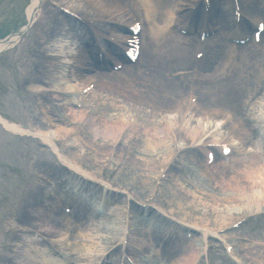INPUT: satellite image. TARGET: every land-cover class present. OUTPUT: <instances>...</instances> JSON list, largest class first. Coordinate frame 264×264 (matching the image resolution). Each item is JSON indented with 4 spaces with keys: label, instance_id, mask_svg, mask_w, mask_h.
Segmentation results:
<instances>
[{
    "label": "rangeland",
    "instance_id": "rangeland-1",
    "mask_svg": "<svg viewBox=\"0 0 264 264\" xmlns=\"http://www.w3.org/2000/svg\"><path fill=\"white\" fill-rule=\"evenodd\" d=\"M75 1L76 0H58L52 2L45 0L43 7L45 18L41 19V21L27 34L18 46L0 57V116L7 122L22 125L25 130H31L29 127V117L33 115L34 119L41 121L38 116L40 110L38 108L41 107L46 110H49L50 107L48 108V106H51L52 108L53 103L49 104L46 97L41 98L40 100L39 98H31L24 80L41 79L43 77V59L34 57L35 54L32 52V49L35 48L36 43L40 41V36L44 31L43 28L45 26V22L48 21L47 18H59L56 8L66 7L75 10L79 14L82 13L85 16L92 17L91 11H89L86 5L82 3L84 5L82 6V4H78ZM220 1L222 3V0ZM152 2L156 4V10L153 13V16H155L153 20L155 22L158 21L157 17L160 18L158 10L161 6H167L173 11L174 8L172 7L174 4L179 7L178 9L180 12L177 13V17H179L177 22H179L186 17L187 8L192 0H152ZM224 3L225 1L222 6L220 5V14L223 16L224 23L221 21L222 28L219 30L216 39L218 40L216 42L218 47L215 48V56L220 59H223V56L220 51V45L222 43L219 42V39L221 33L226 32L224 31L226 26L230 27L229 4L226 6ZM29 5L30 0H0V39L15 34L27 23L26 9ZM259 6L256 7L259 11L254 10L255 7L250 9L253 13L257 14L260 12ZM151 8H153V6H151ZM140 10L141 12L143 11L142 8H140ZM149 22L150 21L147 20L145 24L147 23V25H150ZM100 26H102V24H100ZM170 30H172L171 25L169 27V32ZM157 40L162 46L159 50V55L155 56V54L151 52L153 44L150 42L148 37L145 38L146 45L142 48L141 60L137 64L138 66L133 68V73L129 74L127 72L121 77H109L104 79V84L101 85V88H99L97 93L92 95L91 102L97 108L107 111L105 115L109 116L118 113V108L124 110L123 113H126L127 120L132 115L138 114L137 117L140 119V123L145 129V126H150V124L165 116L163 110H165L171 102H174L177 99V90L179 87H181L182 94L184 95L188 82L187 75H189L190 72L189 65H187V62L189 63L188 57L179 56L178 59L175 44L177 41H175L174 37L171 35L163 34V36L159 37ZM47 42L50 43L49 40ZM182 42L183 43H180L187 45L189 48L191 47L188 40ZM69 45H72L73 47ZM64 46L65 48H70L69 51H72L74 49L75 42L67 43ZM46 54L52 55L49 50ZM241 54L248 56L246 52H242ZM61 56L63 55L61 54ZM174 56L178 60L173 62L172 58ZM180 62H182V64L176 67V65ZM181 66H183L185 70ZM258 66L262 69L264 68V50H262V53L257 57L255 62L248 64L245 67V73L242 75H240L238 73L239 71L234 70L232 67L225 66L224 71L228 72L226 75L229 77L227 80L231 83L228 85L230 91L233 87L239 89L238 79L240 77L244 82V76L258 75ZM211 67L212 64L209 60L207 68L204 72V79L214 81L220 73L209 72L208 69ZM171 68H174V70H171ZM56 69L64 70L61 67ZM55 72L53 79L49 81V84L64 90L68 85L64 81L59 80V76H61V74H57V70ZM137 74H139L140 78ZM233 74H238V76L236 78H230ZM255 82L256 81H251L245 84V90L249 84V89H254L250 97L244 90L243 92L241 91V96H243V98L238 99L236 92L233 97L234 102L229 101V107L235 108L236 103L240 105L239 110L243 115V118L247 119L248 128L251 130L249 135H247L250 143L245 151L248 153L254 152L261 156L262 164L260 166H264V81L262 80L259 86H256L257 84ZM240 85L242 89L243 85L241 83ZM150 90L153 92L152 94L155 95L150 94ZM218 93L224 92L218 91ZM136 94L138 96L151 99L150 102L156 108V118L152 119L148 116L149 109L145 107L146 105H143V107H139L137 105L132 106V101L134 97H136ZM208 96L209 95L207 94L198 95L199 101L201 99L199 106L213 103V100L209 98L210 96ZM215 100L217 104L221 105V99L216 98ZM31 102L33 103L31 104ZM34 103L40 104V106L36 107L34 106ZM99 104H103V106L98 107ZM30 107L32 109H29ZM88 110L90 109H87V111ZM30 112H33V114ZM55 113L60 116V120L62 122H66L61 126L71 128H75L77 126L76 124L71 125L68 121H66L60 112ZM187 117L188 114L185 115L183 121H185V118L186 120L189 119ZM190 119L193 122L195 121L194 118ZM177 126L174 129L175 133L177 131ZM33 127H37L42 130H46L47 128L46 125L38 123H33ZM188 127L189 124L186 128ZM211 129L217 130L219 128L217 124L214 125L210 122L204 123L200 126L201 135H204ZM182 130L183 129H181V131ZM217 135L221 137L223 132L218 130ZM76 137L85 140L86 147H78L76 150H71V153L74 154L73 157L75 158V161L84 167L87 173L99 177L103 168L104 159H106L105 156L97 154L94 149L89 147V144L93 142V138H90L91 136L87 131H84L83 134L81 131V135L76 133ZM94 142L96 144H103L99 140ZM38 143L39 141L30 137L14 136L3 130V128H0V264H13L12 262H8V255H13L14 252L12 251L15 250V246L18 244L19 239L26 240L25 237L29 235L27 232L34 230L37 219L40 218L37 209L42 200L36 198L35 196L34 187L37 182L35 179L41 178L45 184L48 179L53 181L59 180L57 178L58 176H55L54 172L43 171L39 173L36 168L32 169V167H29L30 157V163L32 164L35 162L39 166L43 160L47 161V163L51 161L57 162V159L48 155V149L42 147ZM65 144H67V142ZM232 144L237 145V142H233ZM172 145L173 149H176L177 147H181L182 143L174 140ZM120 149L121 148L118 147L115 151H120ZM180 152L178 154H180ZM66 153L69 154V151L66 150ZM147 154L148 153L143 152V150L140 152L139 148L137 155L133 156V160L126 161V165L122 166L117 165V160L119 158L117 157L116 161L114 160L112 164L111 170L108 172L110 182L114 187L120 191H123V189H130L131 194H133L135 198H140V201H147L148 199L154 198L153 193L156 191L154 182L158 175L156 170L159 165H157L158 167L155 165L157 167L156 169L155 166H152L154 168L141 167L143 161L156 159L155 155L151 157V154ZM111 158L114 157L111 156ZM176 160L177 159L175 158V161ZM179 160L180 164L178 166H180L181 169L180 173H178V178L177 176L170 174L164 180L163 184L159 186L163 197L160 195V198L158 197L153 203L162 209V211L166 213L167 217L174 218L180 223L198 224V226L206 225L210 230L215 231V229L219 227L220 221L214 212L209 211L210 205L215 203L209 196L210 190L207 188L204 180L193 175L189 168L187 170V159ZM173 161H170V163L174 164L175 161ZM250 162V160L246 161L243 167L242 165L240 166V169L238 167V171L240 173L246 172L249 176H251L254 170H257L258 167ZM225 164L228 165L229 162L226 161ZM221 168L222 167H219L218 172L223 169ZM178 171L179 168L173 169V173H177ZM61 175L63 174H59V178H61ZM223 209L224 206L220 205L217 210L222 211ZM93 210L94 208H92V211ZM113 212L116 214L118 212L120 213L121 209H117ZM34 217H36V219H34ZM40 224L42 226H46V222L42 219ZM110 224V220L107 221V218L104 219L103 217H99L95 219V230L97 231V235L91 234L93 242L79 240L77 252H73L77 261L75 264H87V262H81L82 257L93 255L97 257L99 255L96 252L91 253L90 255L86 251L88 246L91 247L93 252L99 249L106 250L109 247V245H101V241H99V239L105 238L107 233L110 232L109 230L112 228L109 227ZM250 227L251 225L247 224L241 229L242 233H248L246 229L249 230ZM46 228L47 227H45V229ZM252 232L253 234L258 233V231ZM153 236L155 242L161 241L162 239L161 235L153 233ZM228 236H231V234H228ZM160 250L162 251V249ZM218 254L221 255L220 252H218ZM167 255L170 257L169 260H172L175 253L169 251L167 252ZM222 259L226 261L224 256L222 258L220 257L221 262H223ZM157 264L161 263L157 260Z\"/></svg>",
    "mask_w": 264,
    "mask_h": 264
},
{
    "label": "bare ground",
    "instance_id": "bare-ground-1",
    "mask_svg": "<svg viewBox=\"0 0 264 264\" xmlns=\"http://www.w3.org/2000/svg\"><path fill=\"white\" fill-rule=\"evenodd\" d=\"M58 1V0H54ZM126 3H128L131 6V11L135 13L139 19H149V17L144 13V16L142 17L140 8L143 5V0H124ZM231 1V0H230ZM78 4H84L88 7L89 11H91V15L94 18L101 17L103 20L109 19L110 17L116 15L118 13V10L113 8V6L110 4V0H76L75 1ZM43 0H31L29 7L26 10V17L27 20L32 21L37 13H39V10L42 7ZM82 4V6H84ZM176 9L175 11L169 9L167 6H161L158 10L160 18L158 17V21H150L151 23L149 25H145L146 27H143L140 31V36L143 40V46L146 45L145 38H149L150 42L153 44V49L151 52L155 54V56L159 55V50L162 48L161 44L158 43V38L162 37L163 34L169 33V27L171 24L177 21V17H175V12L179 11L178 6L174 4L172 7ZM156 9V8H155ZM84 16V15H83ZM86 17V16H85ZM71 21L70 19H68ZM112 20H118V24L116 27L112 29L114 33H117V35H114V40L119 41L122 37L127 36V33L125 31V22L122 21L123 17L120 18H114L112 17ZM110 20V21H112ZM146 21V20H145ZM168 31V32H167ZM167 32V33H166ZM92 33V32H91ZM90 33V37H91ZM172 33V32H171ZM170 33V34H171ZM61 35V29L58 28L57 32H51L48 30L45 31L46 37H53ZM87 35L89 33L87 32ZM18 36V35H17ZM16 35L11 37L10 42H0V50L4 48L5 46H8L13 42L16 37ZM65 39L68 41L78 40L81 42V48H79V53L77 51H72L73 53L77 52L76 58H71V65L68 67L67 75H66V81L75 82L76 86H73L74 90L77 89V92L83 88L88 82L90 78H95L94 76H90L89 74H85L87 72H90L92 70L93 65L97 61L96 56V50L95 46L93 47V42L96 40H91L90 38H79L75 32L73 33H66L64 36ZM175 37L180 40L182 38ZM90 42V43H89ZM5 43V44H2ZM40 43V42H39ZM37 43V45L39 44ZM45 44L43 42L41 46ZM166 46V45H165ZM106 51H110L112 54H116L115 48L112 46H105ZM45 50H39L38 48L35 50V52L39 55H42ZM183 53V56L185 54L184 49L181 50L179 48L178 55ZM187 53V51H186ZM178 56V59H179ZM140 57L138 58L137 62H140ZM175 56L172 58L173 62L178 60ZM55 57L51 56L48 58V61H46L48 65V70L44 73L47 75L48 78L52 76V71L49 69L52 68L55 64ZM178 62V61H177ZM226 63V62H225ZM230 64L229 62H227ZM172 64V63H169ZM176 64V62H175ZM174 64V65H175ZM182 62L178 63L176 67L180 66ZM219 65V64H218ZM175 67V68H176ZM183 67V66H181ZM220 68V66H219ZM218 68V69H219ZM259 70V78L256 80V86H259L261 84V81H264V68L262 69L260 66H258ZM184 69V67H183ZM171 70H174V68H171ZM185 70V69H184ZM213 72H216V67H213ZM133 73V70L129 67L123 68L118 74L114 75L117 77L123 76L125 73ZM170 73V72H169ZM139 76V74H137ZM140 78V76H139ZM46 82L42 83L44 84L45 89L49 88L48 91L50 92L49 98H55L59 99L61 95L59 92L56 91V93L52 94V90H54L51 86H49V82L47 81V78H45ZM104 84V78L103 76L99 77L98 82L96 81L95 86L93 88V91L91 92L92 95L97 93L99 88H101V85ZM264 85V82H263ZM250 86V84H249ZM247 88H250V87ZM32 91H37L42 89L41 87L33 88ZM253 88L248 89L246 91L247 95L249 97L251 96V93H253ZM258 91V90H257ZM76 92V93H77ZM91 93L83 98L78 99L77 103L82 102L87 107L91 106V100L92 95ZM152 94L153 92L150 90L149 92ZM155 95V94H152ZM132 106L137 105L139 107H143V105H146L145 107L150 110V118L154 119L156 118V108L152 103L150 102L151 99H147L142 96L135 95ZM91 98V99H90ZM243 96H240L239 99H242ZM186 102L187 97L182 94L181 87L177 90V99L174 102H171L170 105L166 107L165 110H163V113L165 114L164 117L159 118L156 122H153L150 124V126H145V129L142 127H139L136 123H132L131 127L129 128V132L127 135H125V140H129L132 137L137 138V141L134 142V145L140 147V152L143 150V152H146L148 154H151L153 157L156 156V159H149L148 161H143L142 166L143 168H148L152 166H155V169L157 168L156 172L158 173V170L163 169L167 167L168 161L173 159V156L175 154V150L173 149V142L174 140H178L182 142L183 146H187L189 144H197L200 142H204L202 145L208 143V141L205 140L204 137L201 135L200 126L203 125L206 122H210L211 124L215 122H223L222 130L224 131L225 135H227L228 142H237V145L235 147H232V153L229 155V157L225 160H222L223 162L213 163L211 166H209L206 170L203 171L201 176L206 180V183L209 187L210 197L213 199L215 203H212L210 205L209 211L214 212L220 221L219 229H224L225 227H228L237 221L239 219L253 215V214H259L261 210H264V166H260L262 164V157L257 155L256 153H248L246 152V148L250 143V140L247 135H249V132H251L250 128H248L242 121V119L239 118H233L229 114V109L222 107V106H205L198 107L193 111L191 116L195 119V121L191 122L190 126L185 129V132L183 135H178L175 133L174 129L176 128L177 124L180 123L181 118L184 116V112L186 110ZM62 117L68 121L70 124L75 125L78 123L81 124L83 122V118L87 116L85 108L82 110H75L72 107L63 108V106H60ZM94 107V106H93ZM92 107V109H93ZM161 109V108H159ZM118 113L114 115H102V113L97 115H92L91 118H86L88 120V126L85 128L86 130L90 131L92 134L93 142L89 144V147L91 149H94L97 154H101L105 156V158L109 157V154L115 149V145H117L121 135H122V129L123 127L129 123L127 122L126 113H123L124 110L118 108ZM237 117V116H235ZM1 121V118H0ZM2 126L13 133H19L20 135H32V137L37 136L39 140L41 141L40 145L48 146L50 149L54 150L60 160V164L65 165L67 168L72 169V171H77L83 176L79 177L75 175L74 173L66 176L61 183H65V185H69L68 189L71 188V194L75 198H71L70 195L67 193V197L65 199L68 200L69 204H72V209H75L76 207L79 208V210H82L85 208L82 207V202L75 194L76 192L81 191H87L88 193H93L94 195H101L104 196V205L108 206L105 213L102 215L94 214V213H87V216H83L82 218L77 216L76 219V226L74 228L77 229V233L75 234L74 244L70 250V252H77L78 242L79 240H87L92 241V235H97V231L95 230V218L96 217H103L104 219L107 218V221L110 220L109 227H112L110 232L107 233V236L105 238L99 239L100 244L103 246L109 245L108 250L109 253L106 257L108 258V264H114L115 260L118 259L119 254H122V251L120 250L121 244L116 246L117 241V232L116 228L121 226V220L123 211L116 214L113 211L119 210V207L127 204V200L130 199V196H125L117 193L108 191L106 193L101 192L98 187H95L93 184L94 182V176L87 175L82 171L81 166L75 165V158L69 159L66 161L63 159L62 156L59 155V151L56 147V145L52 142V139L57 141L67 139L71 133H74L75 129L67 128V126H61L57 123L52 124L51 120H48V126L47 131L40 132L39 130L34 131L36 134H30V132L24 133V130L21 128V126L13 125L6 123L5 121H2ZM178 128H181L180 126ZM177 128V129H178ZM191 132V133H190ZM99 140L101 144H96L94 141ZM216 142V141H213ZM72 143H77L79 147H86V141L79 138H73ZM69 147V145H66ZM202 150V149H201ZM200 149L189 152V157L192 161L196 162L200 158H204V155L202 154ZM144 154V153H143ZM147 154V155H148ZM250 160L251 164H254L256 167H258L257 170H254L251 176H249L246 172H239L238 167L240 169V166L244 165V163L248 160ZM105 160V159H104ZM133 160V158L130 159V161ZM226 160H229V166L227 169L222 170L221 172H218L219 167L225 168V162ZM248 163L249 165H251ZM58 164L56 167H52V170L56 171L57 173H60L63 171V166ZM154 168V167H152ZM92 180V182L90 181ZM35 188V187H34ZM58 189V187H57ZM74 190H77L74 192ZM80 190V191H79ZM50 195V194H49ZM56 195V194H53ZM217 197V198H216ZM64 199V200H65ZM223 205L224 209L222 211H218V206ZM76 206V207H75ZM111 206V207H110ZM113 206V207H112ZM150 219H152L155 223L158 224V228L162 229V232H166V229L169 228V224L161 220V217L153 211V209H148ZM48 212H51V209H48ZM138 213L142 215L143 210H139ZM260 215V214H259ZM110 216H113L110 218ZM73 216L69 217H63L59 220L60 224L59 226L53 227L52 225V233L57 234V236H54L50 239H56L58 238V241H61L62 239H65L68 228L70 227L68 221L69 218H72ZM68 219V221H67ZM253 218H250L249 220H252ZM89 221L87 225H84L83 221ZM62 222H64L62 224ZM82 222V223H81ZM57 224V223H56ZM62 224V225H61ZM168 224V225H167ZM61 225V226H60ZM175 226V224H174ZM206 226V225H204ZM73 228V227H70ZM166 228V229H165ZM175 231L178 234V248L173 245L166 244V246L162 249H181L182 252L180 254L177 253V257L169 260L166 259L164 256L161 257V261L164 264H192L195 258L202 252L204 249L205 244L207 243L205 241L206 237H209V241L212 243L217 242V238H221V236H216L213 231H210L207 227H199L198 224H190L189 226H180L176 225ZM95 231V232H93ZM108 231V230H107ZM186 231L187 234H190L191 237L189 240L183 236V232ZM163 233V234H164ZM150 235V232L147 233ZM90 236V237H89ZM53 242H57L54 240H51ZM52 243V242H51ZM143 244V240L136 239L135 242H133L134 247H141ZM209 244V243H208ZM48 245V249H53L50 244ZM87 247V245H86ZM90 248V249H89ZM48 249H18V253L16 254V261L15 264H61L60 261L57 259L49 258L46 256V253ZM155 255L159 253V247L152 248ZM58 250V254L60 253V249ZM106 250H97L92 251L91 247L88 246V249L86 251L91 255V253H98L103 254L106 252ZM54 252V250H51ZM124 251L128 254L132 255L133 257L136 256V251L133 249V247H125ZM99 258L93 256L88 257H82L81 262L87 264H96ZM248 258L242 259L245 263V261ZM264 264V260L263 263Z\"/></svg>",
    "mask_w": 264,
    "mask_h": 264
}]
</instances>
